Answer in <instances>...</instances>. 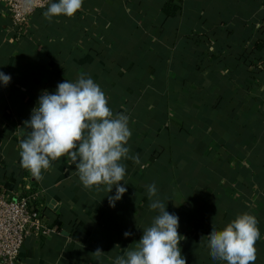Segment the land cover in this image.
Wrapping results in <instances>:
<instances>
[{
  "label": "crops",
  "instance_id": "0c3cea01",
  "mask_svg": "<svg viewBox=\"0 0 264 264\" xmlns=\"http://www.w3.org/2000/svg\"><path fill=\"white\" fill-rule=\"evenodd\" d=\"M45 10L15 29L0 1V72L11 77L0 82V190L34 196L56 230L27 236L20 262L113 264L158 214L154 183L153 199L179 217L186 264H225L211 258L207 235L245 212L258 220L255 264H264V0H83L51 21ZM81 73L129 116L126 146L140 159L122 160L127 191L115 207V187L84 188L66 157L39 181L20 164L42 91Z\"/></svg>",
  "mask_w": 264,
  "mask_h": 264
},
{
  "label": "clouds",
  "instance_id": "9594fccd",
  "mask_svg": "<svg viewBox=\"0 0 264 264\" xmlns=\"http://www.w3.org/2000/svg\"><path fill=\"white\" fill-rule=\"evenodd\" d=\"M34 3L35 0H25L27 7ZM82 5L83 0H48L43 16L49 21L61 15L72 17ZM10 80L9 75L0 72V82L7 85ZM24 128L29 131L19 142L22 168L39 181L43 179L42 171L48 170L52 162L66 157L75 165L84 188L99 189L104 185L111 193L115 187V195L108 196L111 207L127 191L121 185L126 175L122 160L140 164L139 156H130L126 146L131 137L129 116L124 112L114 114L100 85L84 73L74 82L65 79L58 83L54 93L42 91ZM147 193L150 209L158 214L151 226L143 229L135 248L116 257L113 264H186L180 248L179 217L169 213L159 198L153 199L158 197L154 183L147 186ZM131 235L130 231L124 232L126 238ZM207 236L213 260L255 264L260 230L254 215L239 214L222 230L213 228ZM92 254L100 258L104 252L97 248Z\"/></svg>",
  "mask_w": 264,
  "mask_h": 264
},
{
  "label": "built area",
  "instance_id": "2783aa9c",
  "mask_svg": "<svg viewBox=\"0 0 264 264\" xmlns=\"http://www.w3.org/2000/svg\"><path fill=\"white\" fill-rule=\"evenodd\" d=\"M0 1L9 10L15 29L39 10L46 9L48 3V0H35L32 7H27L25 0ZM34 200V196L9 198L0 190V264H22L20 253L27 236L48 237L56 232L44 222L41 211L32 207Z\"/></svg>",
  "mask_w": 264,
  "mask_h": 264
},
{
  "label": "trees",
  "instance_id": "16d2710c",
  "mask_svg": "<svg viewBox=\"0 0 264 264\" xmlns=\"http://www.w3.org/2000/svg\"><path fill=\"white\" fill-rule=\"evenodd\" d=\"M167 13L170 15V17H173L176 14V9L170 10ZM258 48H260V44L258 45Z\"/></svg>",
  "mask_w": 264,
  "mask_h": 264
}]
</instances>
